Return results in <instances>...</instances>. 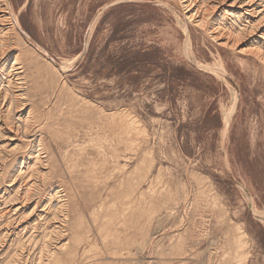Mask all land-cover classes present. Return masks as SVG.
<instances>
[{"label":"rangeland","instance_id":"1","mask_svg":"<svg viewBox=\"0 0 264 264\" xmlns=\"http://www.w3.org/2000/svg\"><path fill=\"white\" fill-rule=\"evenodd\" d=\"M10 3L0 264H264L261 34L223 47L174 0Z\"/></svg>","mask_w":264,"mask_h":264},{"label":"bare ground","instance_id":"2","mask_svg":"<svg viewBox=\"0 0 264 264\" xmlns=\"http://www.w3.org/2000/svg\"><path fill=\"white\" fill-rule=\"evenodd\" d=\"M175 3L182 9L184 12V15L188 22H195L198 25L201 26H208L210 25L209 22H213L211 25L210 31L211 36L215 41L220 43L221 46L223 47H232L237 51L243 52L244 46H245V41H243V38L246 36V33L251 31L252 35H258L261 34L260 38L258 39V43L264 44V8L259 11L258 4L256 3L257 0H217L218 1V7H214L212 10L209 7V5H205V0H174ZM260 3V0H259ZM264 3V2H263ZM261 4V3H260ZM259 4V5H260ZM11 3L10 0H0V46H5L6 43L8 42V39L11 38V35L15 31V27L19 28L20 25L12 20V11H11ZM228 9V10H226ZM240 11L245 15V19L248 20L246 22V27L243 29H240L239 31H234L232 32L231 28L232 25L229 26V28L221 27V25L217 26V12H224L228 14L231 17L236 16V13ZM221 14V13H220ZM242 15V14H241ZM248 16V17H247ZM184 17V19H185ZM5 19L8 20V22L12 21L8 27H5L6 25L4 24ZM240 19V18H239ZM243 19V18H242ZM244 19V20H245ZM259 19V20H258ZM234 20V19H233ZM237 20V19H236ZM245 20V21H246ZM230 21V20H229ZM238 21V20H237ZM208 22V24H207ZM215 22V23H214ZM239 22V21H238ZM221 24V23H220ZM186 25V24H185ZM206 28V27H205ZM187 32V31H186ZM250 33V32H249ZM251 36V35H250ZM248 38V37H247ZM260 40V41H259ZM261 44V45H262ZM260 45V46H261ZM259 46V45H258ZM7 47V46H6ZM254 49V48H253ZM251 55L257 59H259L262 63H264V45L263 47H255L254 50L251 51ZM8 60V59H6ZM3 62V61H2ZM5 62V61H4ZM11 62V61H10ZM17 63V61H16ZM15 63V64H16ZM8 64V63H7ZM6 65V64H5ZM9 66V65H8ZM1 68V67H0ZM1 71V70H0ZM21 73V72H20ZM6 76V75H5ZM2 74L0 73V104L1 108L0 110L3 113L8 112L10 114V110L12 107V104L4 98V95H8V92L10 88L4 89V86L1 85V78ZM9 77V76H8ZM10 78V77H9ZM14 78V77H13ZM7 79V78H6ZM5 80V79H4ZM10 81V80H9ZM12 81V80H11ZM15 81V80H14ZM17 81V80H16ZM7 84V83H6ZM17 84V83H16ZM4 85V84H3ZM13 85V84H12ZM14 86V85H13ZM2 87V88H1ZM17 88V87H16ZM14 91V90H13ZM17 91V89H16ZM19 92V91H18ZM15 93V92H14ZM14 95V94H13ZM21 95V94H20ZM11 97V96H10ZM17 97V96H16ZM10 99V98H9ZM18 99V97H17ZM20 101V100H19ZM17 103V102H16ZM16 105V104H15ZM24 106V105H23ZM14 107V106H13ZM19 108V107H18ZM10 109V110H9ZM16 113V112H14ZM11 115V114H10ZM9 116V115H8ZM5 121V120H4ZM7 121V120H6ZM9 121V120H8ZM21 121V120H20ZM229 122V121H228ZM26 123V122H25ZM25 125V124H24ZM6 126V125H5ZM229 126V125H228ZM227 126L225 125V128ZM2 129V128H1ZM11 129V128H10ZM15 131V130H14ZM19 134V133H18ZM26 134V132H25ZM40 153V152H39ZM41 154V153H40ZM33 157V156H32ZM35 160H37V163L41 165V163H44L43 160L41 159L40 156L35 157ZM34 161V160H33ZM36 162V161H35ZM34 167V166H33ZM43 167V166H42ZM24 167L20 168V171L22 172ZM28 170V169H27ZM15 172V171H14ZM24 172V171H23ZM41 172V171H40ZM49 172V171H48ZM26 173V172H25ZM21 174V173H20ZM42 174V173H41ZM23 175V174H22ZM45 175V173H44ZM48 175V174H47ZM45 177V176H44ZM49 179V178H48ZM43 180V179H42ZM30 190V189H29ZM39 190V189H38ZM66 201V200H65ZM67 202V201H66ZM68 206V205H67ZM66 206V207H67ZM65 205L63 204L61 207L56 212V215H58L59 218H61V222L65 223L66 222V208ZM55 215V213H54ZM68 215V213H67ZM52 236V235H51ZM57 248V247H56ZM67 248V244L63 245L61 247V250H65ZM58 249V248H57ZM68 250V249H67ZM45 251V250H44ZM48 251V250H47ZM73 251V249H72ZM69 252H70V246H69ZM42 253V251H41ZM45 253V252H44ZM68 253V252H67ZM71 254V253H70ZM46 262H42L45 264H62V260L66 259H59V255L57 252H47L46 254ZM43 257V256H42ZM63 257V256H62ZM72 257V256H70ZM75 257V256H73ZM40 263V264H43ZM68 263V262H66Z\"/></svg>","mask_w":264,"mask_h":264}]
</instances>
